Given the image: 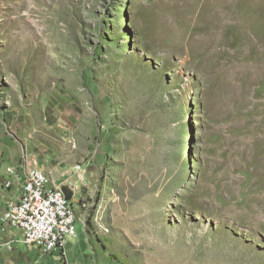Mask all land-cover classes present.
Here are the masks:
<instances>
[{
    "label": "rangeland",
    "instance_id": "374dc122",
    "mask_svg": "<svg viewBox=\"0 0 264 264\" xmlns=\"http://www.w3.org/2000/svg\"><path fill=\"white\" fill-rule=\"evenodd\" d=\"M24 143L75 159L110 262L264 264V0H0V164Z\"/></svg>",
    "mask_w": 264,
    "mask_h": 264
},
{
    "label": "crops",
    "instance_id": "0c3cea01",
    "mask_svg": "<svg viewBox=\"0 0 264 264\" xmlns=\"http://www.w3.org/2000/svg\"><path fill=\"white\" fill-rule=\"evenodd\" d=\"M33 148L34 151L31 150ZM38 149L40 148L35 145L24 143L22 159L15 156L0 164V264H116L110 262L113 255L109 252L104 234L93 226L86 225L83 221L79 220L81 222L80 232L75 225V235L66 239L65 248L49 255L41 253L34 246L24 244L21 232L3 221V213L7 205L19 198L28 173L38 169L48 175L46 172L48 168L55 167L54 164H49L41 154V150L38 151ZM62 166L55 173L57 176L53 172L50 173L51 176L48 175L50 185L56 188H60L63 184L69 185L74 190L72 203L75 208L77 190L80 187L77 176L81 171L74 158ZM9 182L11 185L7 188L6 185ZM83 238V242L88 247L86 251L76 248ZM70 255L73 260L70 259Z\"/></svg>",
    "mask_w": 264,
    "mask_h": 264
},
{
    "label": "built area",
    "instance_id": "2783aa9c",
    "mask_svg": "<svg viewBox=\"0 0 264 264\" xmlns=\"http://www.w3.org/2000/svg\"><path fill=\"white\" fill-rule=\"evenodd\" d=\"M3 214L4 222L21 232L24 244L45 255L63 250L66 239L75 235L77 214L72 201L66 200L60 188L52 187L48 175L38 169L28 173L19 198L11 201Z\"/></svg>",
    "mask_w": 264,
    "mask_h": 264
},
{
    "label": "water",
    "instance_id": "95a60500",
    "mask_svg": "<svg viewBox=\"0 0 264 264\" xmlns=\"http://www.w3.org/2000/svg\"><path fill=\"white\" fill-rule=\"evenodd\" d=\"M60 190L63 192L66 200L68 201H72L73 197H74V190L70 188L69 185L67 184H63L60 187Z\"/></svg>",
    "mask_w": 264,
    "mask_h": 264
},
{
    "label": "bare ground",
    "instance_id": "6f19581e",
    "mask_svg": "<svg viewBox=\"0 0 264 264\" xmlns=\"http://www.w3.org/2000/svg\"><path fill=\"white\" fill-rule=\"evenodd\" d=\"M40 173H45L44 171L40 170ZM3 220L6 221V214H3ZM76 225V224H75ZM77 229V228H76ZM107 232V230H105Z\"/></svg>",
    "mask_w": 264,
    "mask_h": 264
}]
</instances>
